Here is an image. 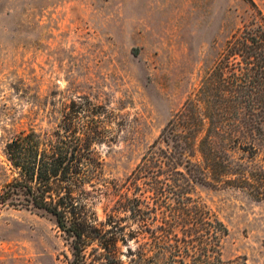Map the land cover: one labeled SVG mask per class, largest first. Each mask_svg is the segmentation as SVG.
Instances as JSON below:
<instances>
[{"label":"rangeland","instance_id":"374dc122","mask_svg":"<svg viewBox=\"0 0 264 264\" xmlns=\"http://www.w3.org/2000/svg\"><path fill=\"white\" fill-rule=\"evenodd\" d=\"M251 1L264 15V0H0V190L15 175L6 143L30 128L55 131L85 98L105 107V138L94 144L105 177L124 179L254 19ZM111 191L93 200L99 221ZM194 194L229 228L223 256L264 264V200L201 184ZM71 255L50 216L0 209V264H67Z\"/></svg>","mask_w":264,"mask_h":264},{"label":"trees","instance_id":"16d2710c","mask_svg":"<svg viewBox=\"0 0 264 264\" xmlns=\"http://www.w3.org/2000/svg\"><path fill=\"white\" fill-rule=\"evenodd\" d=\"M72 109L55 131L30 128L6 143L15 175L0 190V209L54 219L71 246L67 264H246L244 256H223L229 228L194 189L233 187L264 200L260 9L227 39L199 87L124 179L105 177L94 147L105 138L99 118L105 107L85 98ZM109 189L116 199L99 221L93 200Z\"/></svg>","mask_w":264,"mask_h":264}]
</instances>
